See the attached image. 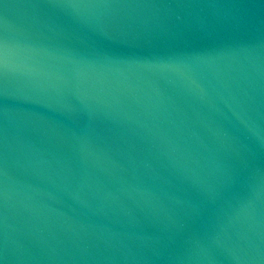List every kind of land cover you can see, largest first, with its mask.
Here are the masks:
<instances>
[{"label":"water","instance_id":"obj_1","mask_svg":"<svg viewBox=\"0 0 264 264\" xmlns=\"http://www.w3.org/2000/svg\"><path fill=\"white\" fill-rule=\"evenodd\" d=\"M0 264H264V0H0Z\"/></svg>","mask_w":264,"mask_h":264}]
</instances>
